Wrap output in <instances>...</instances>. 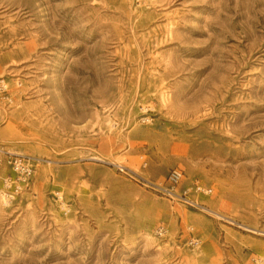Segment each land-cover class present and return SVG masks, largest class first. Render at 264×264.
Listing matches in <instances>:
<instances>
[{"label":"rangeland","instance_id":"374dc122","mask_svg":"<svg viewBox=\"0 0 264 264\" xmlns=\"http://www.w3.org/2000/svg\"><path fill=\"white\" fill-rule=\"evenodd\" d=\"M0 79V264H264V0H0Z\"/></svg>","mask_w":264,"mask_h":264},{"label":"built area","instance_id":"2783aa9c","mask_svg":"<svg viewBox=\"0 0 264 264\" xmlns=\"http://www.w3.org/2000/svg\"><path fill=\"white\" fill-rule=\"evenodd\" d=\"M4 82V79H0V96L4 95L7 91ZM31 161L30 158L24 155L12 153L0 147V175H2L5 168L9 169L15 175L14 179L9 176L2 180V196L5 197L7 202L14 199L32 181L35 169ZM182 180L183 174L179 170H172L167 176V182L171 189L180 184ZM191 189L203 194L211 192V189H205L201 185L193 183L191 187L184 190L183 195ZM161 231L162 229H160Z\"/></svg>","mask_w":264,"mask_h":264},{"label":"bare ground","instance_id":"6f19581e","mask_svg":"<svg viewBox=\"0 0 264 264\" xmlns=\"http://www.w3.org/2000/svg\"><path fill=\"white\" fill-rule=\"evenodd\" d=\"M4 84H5V82H4ZM6 85V89H7V84H5ZM3 198H1L3 201H5V202H7V200L5 199V197L4 196H2ZM8 203V202H7Z\"/></svg>","mask_w":264,"mask_h":264}]
</instances>
